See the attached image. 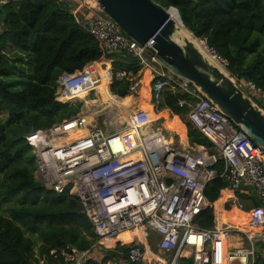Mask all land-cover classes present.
<instances>
[{"label": "built area", "instance_id": "2783aa9c", "mask_svg": "<svg viewBox=\"0 0 264 264\" xmlns=\"http://www.w3.org/2000/svg\"><path fill=\"white\" fill-rule=\"evenodd\" d=\"M52 1L72 14L82 12V25L99 41L104 54L130 56L142 72L150 74L151 108H135L128 121L124 120L109 133L102 130L98 119L115 112L114 106L99 112L96 118L83 111L29 134L26 142L35 157L34 176L42 188L77 200L98 246L108 248L111 241L115 247L127 246V259L123 260L125 263L119 261L120 264L143 263L151 240L154 254L164 259L163 264H178L183 258L192 264H213L212 247L223 236L240 234L251 241L253 237L244 233L241 226L230 228L225 223L219 224L214 212L212 228L201 229L195 223L206 208H214V204L207 202L204 191L216 178L224 180L233 193L245 187L252 189L257 205L246 214L248 225L264 236L261 147L252 143L192 82L159 63L153 38L143 45L133 41L95 0ZM203 41L208 54L225 68V62ZM94 64L90 62L71 73L63 72L57 79V101L81 95H95L99 100L102 88L121 101V97L110 92L113 80H128L127 93L131 95L141 89L138 87L143 79H136L127 70L114 74L112 71L105 84ZM236 85L246 90L247 96L261 92L250 83ZM165 90L186 96L178 107L189 108L186 120L209 146L188 142L183 133L172 131V134L153 125V119L161 118L163 110L159 103ZM84 97L76 101L82 100L85 105ZM103 125L109 127L105 121ZM238 210L242 211L243 206L238 205ZM136 229L139 234L130 243L118 241V235ZM51 254L56 258L54 250ZM59 254L63 264H84L89 257V251L80 252L70 245L60 249ZM224 259L226 264H255L257 259L264 264V244L258 256L250 245L227 251Z\"/></svg>", "mask_w": 264, "mask_h": 264}, {"label": "trees", "instance_id": "16d2710c", "mask_svg": "<svg viewBox=\"0 0 264 264\" xmlns=\"http://www.w3.org/2000/svg\"><path fill=\"white\" fill-rule=\"evenodd\" d=\"M150 1L162 8H175L184 28L194 38L204 40L207 48L225 62V70L236 83H250L264 92V0ZM3 10L6 20L0 29V110L6 115L0 119V264H39L38 256L63 264L59 250L65 245L89 251L84 264H105L111 257L126 260L127 246L103 250L96 245L85 215L64 214L78 206L74 197L43 190L34 176L35 157L26 137L80 112L81 103L76 98L65 99L67 103L57 101V79L63 72L81 70L90 62L101 65L111 58L113 74L126 69L136 74V60L104 54L81 19L52 0L9 1ZM6 48L27 58L29 74L24 78H17L8 66ZM129 84L128 80H113L110 92L128 100ZM183 99L185 95L165 90L159 108L173 116L172 130L184 133L188 142L209 146L186 120L189 108L178 107ZM204 194L212 205L231 193L227 183L216 178ZM195 223L201 229L212 228V207L206 208ZM97 249L102 252L95 260ZM178 264L192 263L183 258ZM255 264L262 263L257 260Z\"/></svg>", "mask_w": 264, "mask_h": 264}, {"label": "water", "instance_id": "95a60500", "mask_svg": "<svg viewBox=\"0 0 264 264\" xmlns=\"http://www.w3.org/2000/svg\"><path fill=\"white\" fill-rule=\"evenodd\" d=\"M95 1L133 41L143 45L153 38V49L159 63L173 74L192 82L228 119L239 126L252 143L264 151V112L231 78L224 77L216 67L210 68L189 41L174 40L176 31H179L167 15L169 8H162L150 0ZM5 4L0 0V23L6 20ZM58 101L62 102L63 99ZM79 213L78 206L64 211V214Z\"/></svg>", "mask_w": 264, "mask_h": 264}, {"label": "crops", "instance_id": "0c3cea01", "mask_svg": "<svg viewBox=\"0 0 264 264\" xmlns=\"http://www.w3.org/2000/svg\"><path fill=\"white\" fill-rule=\"evenodd\" d=\"M74 14L79 19L82 20V18H83L82 12L74 11ZM0 29H1V27H0ZM108 61H109L110 66H111V62L114 60H108ZM103 64H108V63L105 62V63H102L101 65L99 64V65L102 66ZM149 76H150V74L148 75V84L151 85V82H150L151 78ZM148 94H149V92H148ZM249 97L264 112V92H260V93L254 92ZM126 111L128 114L131 115L129 110H126ZM164 112L166 113V111H164V109H163V112H161L162 114L160 115V117H162L164 115ZM168 128H170V127L168 126ZM166 130L170 131V129H166ZM172 131L178 133V131H175V130H172ZM228 192H230L231 194L228 195L227 197H225L224 199L219 198L214 203L213 212L215 213V217L217 218L218 223L219 224L225 223L230 228L241 226V228L244 230V233L251 235L253 238L251 241L248 242L245 239V236L240 235V234H238V235L229 234V235L223 236L221 238V240L217 244L213 245V247H212V262H213V264H218L219 262H221L222 256L227 251L232 250V249H240L242 247H248L250 245H253V248H254L257 256H258L260 254V251H261L262 246L264 244V236L262 235V233L257 232V230H253V229L249 228L248 217L246 216L248 211L257 205L256 198L254 196L252 189L250 187H245V188H243V190H241L239 192L233 193L230 190H228ZM238 205L243 206L242 211L238 210ZM117 239L129 243V241L132 239V236H130L128 234H124V235H120L119 237H117ZM151 244L154 246L153 240H151L149 242V249L147 251V253L150 254V257L147 258V261L145 259L143 264H145V262H146V264H151V263L152 264H163L164 259H160V258L155 256L154 253L156 252V250H155V247H154V251L151 250V248H150ZM109 245H112V243H110ZM36 255H38V254H36ZM257 258H259V257H257ZM39 260H45V259L43 256H39ZM260 262L262 263V261H260ZM41 264H61V263L59 261H55L54 263H52L48 260V262L43 261V262H41Z\"/></svg>", "mask_w": 264, "mask_h": 264}, {"label": "rangeland", "instance_id": "374dc122", "mask_svg": "<svg viewBox=\"0 0 264 264\" xmlns=\"http://www.w3.org/2000/svg\"><path fill=\"white\" fill-rule=\"evenodd\" d=\"M0 25H1V23H0ZM1 27V26H0ZM183 29L185 30V31H187V33L190 35V38H191V40H193V39H196V38H193L194 36L187 30V29H185L184 28V26H183ZM196 40H198V39H196ZM198 41H200L201 43H202V40H198ZM204 42V41H203ZM203 44V43H202ZM203 48H204V50H205V53H207V55L209 56V58L211 59V61L212 62H214L219 68H221L223 71H225V73H226V75H227V77L228 78H231L235 83H236V81H235V79H233L228 73H227V71L225 70V68H224V66L220 63V62H218L217 60H214L209 54H208V52H207V50L205 49V47L204 46H202ZM4 52H5V54H6V59H7V64H8V66L12 69V71H13V73L15 74V76L17 77V78H24V76H26V75H28L29 74V68H28V66H27V61H26V57L23 55V54H17L16 52H13V51H9V48H6L5 50H4ZM112 58L114 57V58H120L119 60H125L123 57H121L120 55H112L111 56ZM111 58H109V59H106V61H107V63L108 64H103V65H105L107 68L106 69H104V68H102L100 65H99V69L97 70L98 71V73H99V75H101L103 78H105V77H107V75H110L111 73H112V71H113V67H112V62H111V66H110V63H109V61L108 60H110ZM112 60V59H111ZM105 63V62H104ZM127 71H129V72H131L135 77H136V79H143V84L140 86L139 85V87L138 88H143L144 87V85H145V87H146V89H147V91L151 88V85L150 84H148V74L149 73H147V72H142V70H138V72L136 73V74H134L133 73V71L132 70H128V69H126ZM119 71H121V70H119ZM114 72V71H113ZM107 80V79H106ZM144 81H145V83H144ZM137 94H135V95H131V94H129V98H128V100L127 99H125V98H122L121 99V102H123V101H125V104H127L126 106H127V108H129V111H130V113H131V115L133 114H135V108H137V107H142V108H145V102H146V98H144L143 100H142V95H141V90L140 91H138L137 90ZM243 92L246 94V90H243ZM149 95V94H148ZM147 95V98H148V101H149V96ZM247 95V94H246ZM90 100V101H93V100H95L96 101V103H98V97L97 96H93V95H90V96H88V97H84V100ZM98 100V101H97ZM127 100V101H126ZM67 101V100H66ZM80 103H81V107H80V112L79 113H81V112H83L84 111V113H85V108H84V105H83V101L82 100H80L79 101ZM100 102V101H99ZM67 103V102H66ZM162 110V109H161ZM164 111H166V113L164 112V115L161 117V118H159L158 120H155V119H153L155 122L153 123V125L155 126V127H159L160 129H162L163 131H165L166 129H170V132L173 134L174 132H172V129L173 128H171V123H170V121L173 119V116L169 113V111L168 110H166V109H164ZM6 114H5V112H3V111H1L0 110V119H3V117L5 116ZM105 121V116H100L99 117V119H98V122H99V125H100V127L102 128V130L104 131V132H107V133H109V132H112L113 130H115L116 128H112V127H105L104 125H103V122ZM167 121V122H166ZM165 122H166V124L170 127V128H168V126L167 125H165ZM44 190V189H43ZM46 192V191H45ZM125 243H127V242H125ZM130 243V242H129ZM97 245V244H96ZM100 248H102L103 250H116L117 249V247H115L113 244L110 246V247H108V248H106V247H104V246H100ZM150 248H151V250L152 251H154V246L151 244L150 245ZM34 250H35V252L36 253H39L38 252V250H39V248H38V246L37 245H35V247H34ZM102 252V250L101 249H97L96 250V253H95V256H94V259L95 260H98V258H97V256L96 255H98L99 253H101ZM150 257V254H148L147 253V255H146V261H147V258H149ZM44 259L45 260H39V256H38V261H39V264H41V262H43V261H47L48 262V258L47 257H44ZM119 261L120 262H122V263H125V261H123V260H121V258H112L111 257V259H109V260H107V262L105 263V264H120L119 263ZM143 264V263H142ZM145 264H146V262H145ZM152 264V263H151Z\"/></svg>", "mask_w": 264, "mask_h": 264}, {"label": "bare ground", "instance_id": "6f19581e", "mask_svg": "<svg viewBox=\"0 0 264 264\" xmlns=\"http://www.w3.org/2000/svg\"><path fill=\"white\" fill-rule=\"evenodd\" d=\"M166 12H167L169 19L175 23L176 29L179 31V32L176 31L177 34L174 36V40L175 41H181V40L189 41L192 44V46L201 54V56L208 63V66L210 68L216 67L224 77H227L225 71H223L214 62H212L211 59L209 58V56L207 55V53H205V50L202 47L204 45L196 39L191 40L190 35L187 33V31H185L183 29V25L180 22L179 15L176 12V10L174 8H169V9H167ZM94 66H95V70L97 71L99 69V66L97 64H94ZM103 80H104V83L106 84V78H103ZM144 83H145V81H144ZM141 95H142V100L144 98H146L145 99L146 100L145 108L150 109L151 106H150V103H149L148 98H147L148 91H147L145 85L141 89ZM79 97L83 98L84 96L81 95ZM79 97H77V98H79ZM75 98L76 97L67 98V99H75ZM63 100H65V99H63ZM99 101H100V104H96V102H90L87 99L85 100V105H84L85 114L90 116V118H96L99 115V112L114 106V107H117L115 112H112L109 115H107V114L104 115L105 116V122L109 127L119 128V126H121V124L124 120L128 121L130 119L129 118L130 114H128L126 111V110H129V108H127V106H126L127 104H125V101L121 102V101H118L115 98H113V96L110 95L108 89H106V88L101 89V99H99ZM124 234H128V235L132 236V239H133V237L136 234H139V230L138 229L131 230L128 232L121 233L120 235H124ZM120 235H118V237ZM132 239L130 241H132ZM118 241H122V240L118 239ZM122 242H125V241H122ZM111 243H112V241H111ZM218 264H226V261L224 259V255L222 256V261L219 262Z\"/></svg>", "mask_w": 264, "mask_h": 264}, {"label": "clouds", "instance_id": "9594fccd", "mask_svg": "<svg viewBox=\"0 0 264 264\" xmlns=\"http://www.w3.org/2000/svg\"><path fill=\"white\" fill-rule=\"evenodd\" d=\"M149 92V91H148Z\"/></svg>", "mask_w": 264, "mask_h": 264}]
</instances>
